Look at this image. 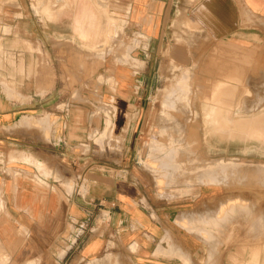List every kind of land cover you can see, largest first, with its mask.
Returning a JSON list of instances; mask_svg holds the SVG:
<instances>
[{
  "label": "rangeland",
  "instance_id": "obj_1",
  "mask_svg": "<svg viewBox=\"0 0 264 264\" xmlns=\"http://www.w3.org/2000/svg\"><path fill=\"white\" fill-rule=\"evenodd\" d=\"M96 1L0 0V44L3 43L4 51L7 43L17 42L23 34L20 29L28 24L34 36L30 48L35 69L48 68L52 72L53 79L56 77L52 97L60 102L59 108L65 113L70 109L82 120L79 126L86 135H79L84 138L76 143L75 150L88 158L82 160V170L77 176L82 178L84 169L92 165H127L126 168L132 169L142 183L160 196L175 197L193 191L195 200L202 196L200 185L218 183L221 193L213 200H223L226 205H219L223 208L233 206L224 221L235 216L241 226L257 229L258 239L264 241V145L258 143V140L264 141V135L247 138L253 131L263 133L257 128L262 124L264 128V81L258 79L256 86L260 89L255 92L247 86L244 77L249 70L263 71L260 49L250 48L257 55L254 63L246 58L240 52L244 49L232 42L233 37L224 35L223 27L215 26L211 16L209 20L203 17V0H189L190 9L177 11H173V0ZM258 27L264 29V21H259ZM97 44L102 46L98 49ZM4 51L1 53L7 59L2 58V62H13L19 56L16 51ZM126 69L130 80L124 93H120L117 70ZM170 75L174 77L172 80ZM171 87L178 89L172 90L174 94L165 104L162 95ZM233 100L239 102L235 108L239 116H260L261 125H252L250 131L231 126L230 132L233 128L242 130V145L238 140L226 143L242 149L238 153L219 155L217 143L210 145L209 138H205L208 131H214L207 109L221 101L234 103ZM221 107L222 116L232 121L233 106ZM206 116L207 123L202 122ZM108 117L111 123L106 122ZM19 123L27 124L20 120ZM100 135L104 136L103 148L96 140ZM246 140L254 143L248 148ZM153 142L156 149H152ZM155 143H159L158 148ZM9 173L13 178L19 176L16 169H10ZM72 183L69 182L68 190ZM169 188H173V193L165 191ZM219 208L215 214L202 217L203 222L201 218L198 225H193L197 232H204L200 234L205 240L223 222L210 220L218 215ZM0 210H6L3 202ZM178 223L187 226L186 220ZM22 231L27 230L22 227ZM24 261L38 262L29 257Z\"/></svg>",
  "mask_w": 264,
  "mask_h": 264
},
{
  "label": "crops",
  "instance_id": "obj_2",
  "mask_svg": "<svg viewBox=\"0 0 264 264\" xmlns=\"http://www.w3.org/2000/svg\"><path fill=\"white\" fill-rule=\"evenodd\" d=\"M191 5L189 0H173V11ZM201 10L253 63L257 55L250 48H259L264 67V29L258 27L264 21V0H203ZM20 30L23 34L12 43L17 48L7 43L4 51L0 44V62L7 59L2 51L19 54L13 62L0 63V203L6 209L0 210V264H29L24 261L28 257L36 258L33 264H264V241L257 229L241 226L235 216L211 231L209 240L193 229L224 202L213 200L221 193L218 183L200 185L202 196L195 200L193 191L160 196L127 165H92L79 178L82 160L88 158L75 150L84 138L79 135H86L79 126L82 120L70 109L65 113L59 108L52 97L56 77L48 68L34 67L33 30L28 24ZM117 76L118 90L124 93L130 75L126 69L117 70ZM244 77L256 92L264 69L249 70ZM233 101L217 106H233L231 117L237 119L239 102ZM36 118L42 123L28 124L27 119ZM23 119L27 124L19 123ZM106 122L111 123V117ZM100 136L96 140L103 148ZM215 138L219 155L242 149L226 143L238 139L242 145L240 129ZM10 169L19 176L13 178ZM179 220H186L187 226Z\"/></svg>",
  "mask_w": 264,
  "mask_h": 264
},
{
  "label": "bare ground",
  "instance_id": "obj_3",
  "mask_svg": "<svg viewBox=\"0 0 264 264\" xmlns=\"http://www.w3.org/2000/svg\"><path fill=\"white\" fill-rule=\"evenodd\" d=\"M64 1V0H63ZM84 1V0H83ZM96 1V0H95ZM60 2V1H59ZM96 2H98V1H96ZM65 3V2H64ZM76 3V2H75ZM86 3V2H85ZM63 4V3H62ZM98 5H99V3H98ZM96 6V5H95ZM65 7V6H64ZM68 7V6H67ZM100 7V6H99ZM69 8H70V4H69ZM68 8V9H69ZM54 9H56V8H54ZM50 10V9H49ZM103 12V11H102ZM49 15H50V12L48 13ZM99 14V13H98ZM97 39V38H96ZM84 40V39H83ZM82 40V41H83ZM90 41V40H89ZM103 43V42H102ZM98 45V44H97ZM96 46V45H95ZM102 46V45H101ZM100 46V44L98 45V49H99V47H101ZM91 47H93V46H91ZM96 48V47H95ZM101 51V50H100ZM101 54V53H100ZM102 55V54H101ZM184 73H185V71H183ZM182 73V72H181ZM180 73V74H181ZM174 74V73H173ZM186 74V73H185ZM184 74V75H185ZM188 75V74H187ZM187 75H185V76H187ZM174 76H176V75H174ZM177 76H179V74H177ZM183 76V75H182ZM169 77H171V75L169 76ZM184 77V76H183ZM172 78H174L173 76L171 77V80H172ZM174 80V79H173ZM169 82H170V80H169ZM220 86V85H219ZM221 87V86H220ZM215 88V87H214ZM173 89H178V87H171V88H169V89H167L168 91H165L164 92V95H162L163 96V101H164V103L165 104H167L168 102H169V99L172 97V95L174 94L173 92H172V90ZM215 90H217L216 88H215ZM214 90V91H215ZM220 91V90H219ZM258 91V90H257ZM258 93V92H257ZM212 95H213V92L211 93ZM217 94H218V92H217ZM216 94V95H217ZM210 97H211V95H210ZM213 97V96H212ZM215 99V98H214ZM209 100V99H208ZM210 101V100H209ZM212 101V100H211ZM204 102V106H205V104H207V103H205V101H203ZM209 104V103H208ZM208 104H207V106H208ZM206 106V107H207ZM210 106V105H209ZM205 107V108H206ZM204 107H203V105H202V109H203ZM207 109V108H206ZM206 109H205V111H206ZM207 110H209L208 112H210L211 113V116L209 115V117H211L209 120H210V122H211V128L212 129H214V131H208L209 133L207 134H205V138H209L208 140H209V142L208 143H210V145H214V144H216V142L218 141L216 138H215V136L216 137H218V136H220V135H225V136H231V132H230V127L231 126H233L234 128H248V130L250 131L252 128H251V126L252 125H258L259 123H260V125H261V117L259 116V117H252V118H244V117H238L237 119H233L232 121L231 120H229V118H224L223 116H222V113H223V111H224V109H222V107L221 106H217L216 104H213L212 105V107L209 109V107H208V109ZM226 110V109H225ZM207 112V113H208ZM225 113H227V112H225ZM224 114V113H223ZM207 115V116H208ZM228 115V114H227ZM207 116H206V118H204V120L202 121V122H204L205 120L206 121H208V119H207ZM225 116V115H224ZM28 120V124H33V125H35V123L37 124L38 123V119H33V120H31V119H27ZM23 121L25 122L26 120L25 119H23ZM205 121V123H207ZM210 122H208V125L210 124ZM205 123H203V126H204V124ZM39 124V123H38ZM201 126V125H200ZM202 127V126H201ZM205 127H206V124H205ZM232 127V128H233ZM257 127V126H256ZM263 127V124L260 126V127H258L257 129H262L263 130V133H258L257 131L256 132H251L250 134H248L247 135V138L248 139H250L252 136L254 137V136H258V135H264V128H262ZM233 128V129H234ZM211 129V130H212ZM48 130H49V128L46 126L45 128H44V133L46 134V136H47V133H48ZM167 133H168V131H167ZM161 134V133H160ZM235 137V136H234ZM237 137V136H236ZM222 139V138H221ZM238 140V139H237ZM250 142H252V141H248V140H246V144L248 145L247 147L249 148L250 147V145H252L253 143H250ZM258 143L259 144H261V145H264V141H259L258 140ZM156 144V143H155ZM157 144H159V143H157ZM156 144V147L158 148V146L159 145H157ZM257 144V143H256ZM153 148L152 149H156L155 148V146H154V142H153ZM163 145V144H162ZM169 145V144H168ZM168 145L166 146L165 145V147L167 148L168 147ZM170 145H172L173 146V144L170 142ZM169 145V146H170ZM209 145V144H208ZM174 147V146H173ZM163 148H164V146H163ZM170 148V147H169ZM177 148V147H176ZM244 148H246L245 146H244ZM160 149H161V147H160ZM171 149H172V147H171ZM174 149V148H173ZM172 149V150H173ZM247 149V148H246ZM175 150V149H174ZM177 150V149H176ZM168 151V150H167ZM178 151V150H177ZM162 152V151H161ZM166 152V151H165ZM156 153V152H155ZM152 154V153H151ZM162 154H164V153H162ZM161 154V155H162ZM167 154V153H166ZM165 154V155H166ZM170 154V153H169ZM169 154H167V155H169ZM172 155V154H171ZM148 157H150L151 158V156H148ZM150 158H147L148 159V162H151L150 164H154L151 160L152 159H150ZM152 158H156L154 155H152ZM161 159H162V157H161ZM164 159V158H163ZM162 159V160H163ZM172 159V158H171ZM166 160V159H165ZM173 161H175L174 159H172ZM157 161H159L158 159L156 160V163H158ZM164 161V160H163ZM168 161V160H167ZM172 161V162H173ZM177 161V160H176ZM166 162V161H165ZM167 163V162H166ZM169 163V162H168ZM176 163H179V162H176ZM199 164V163H198ZM175 165H177V164H175ZM179 165V164H178ZM178 165H177V167H178ZM195 166V165H194ZM176 166H174V168H175ZM210 168V167H209ZM159 169V168H158ZM194 169V168H193ZM177 170V169H176ZM207 172V171H206ZM164 173V172H163ZM262 173H263V176H264V167H263V171H262ZM174 174V173H173ZM203 174H204V172H203ZM210 174V173H209ZM205 176H208V174L206 175V174H204ZM204 175H203V177H204ZM211 175V174H210ZM210 175H209V177H210ZM212 175H213V173H212ZM175 176V175H174ZM173 176V177H174ZM178 176V175H177ZM161 178H162V176H160ZM201 177H202V175H201ZM213 177V176H212ZM160 178V181H159V184H163V181H161V180H163V179H161ZM178 178V177H177ZM205 178V177H204ZM204 178H203V180H204ZM207 179H210V178H208V177H206ZM215 178H216V176H215ZM218 178V177H217ZM264 178V177H263ZM262 178V179H263ZM175 178H173V180H174ZM200 179V178H199ZM213 179V178H212ZM176 180V179H175ZM211 180V179H210ZM216 180V179H215ZM177 181V180H176ZM200 181V180H199ZM202 181V180H201ZM212 181H214V180H212ZM156 182H158V180L156 181ZM161 182V183H160ZM169 182V181H168ZM175 182V181H174ZM161 184V185H162ZM161 185H159V186H161ZM164 187V186H163ZM162 187V188H163ZM159 188V187H158ZM160 189V188H159ZM166 192H170V193H173V188H169L168 189V191L167 190H165ZM174 192H180V190H174ZM238 201V200H237ZM240 201V200H239ZM228 201H226L225 203H227ZM232 202V204H233V201H231ZM230 202V203H231ZM244 202V201H243ZM235 203V202H234ZM237 203V202H236ZM242 203V202H241ZM2 204V203H1ZM245 204V203H244ZM223 205H224V203H223ZM226 205V204H225ZM224 205V206H225ZM238 205H240V204H238ZM243 204H241L240 206H242ZM219 207H222V208H219ZM218 208L220 209L219 210V213H218V215L216 214V216L215 217H212V218H210V220L211 221H217V223H218V221H224V216H225V214H227L228 212H231L232 210H233V206H228L227 205V207H224L223 208V206H219ZM218 208H217V210H218ZM243 208H244V206H243ZM236 212V211H235ZM238 212V211H237ZM242 213V212H241ZM240 213V214H241ZM239 214V213H238ZM244 214V213H243ZM242 215V214H241ZM244 216V215H243ZM227 217V216H226ZM257 218V217H256ZM228 219V218H227ZM201 220V219H200ZM199 220V221H200ZM205 220H209V218L207 219V218H205ZM226 221V220H225ZM202 222H203V218H202ZM212 223V222H211ZM216 223V222H215ZM220 223V222H219ZM205 224H206V222H205ZM213 224V223H212ZM203 225V224H202ZM216 225V224H215ZM217 226V225H216ZM211 227V226H210ZM215 227V226H214ZM213 227V228H214ZM202 228V227H201ZM205 229V231H206V229L207 228H204ZM203 229V230H204ZM198 230H202V229H198ZM202 232V231H201ZM200 232V233H201ZM207 232V231H206ZM202 233H204V232H202ZM208 233V232H207ZM206 234V233H205ZM208 236V235H207ZM204 237V236H203ZM207 239V238H206ZM211 253V252H210Z\"/></svg>",
  "mask_w": 264,
  "mask_h": 264
}]
</instances>
